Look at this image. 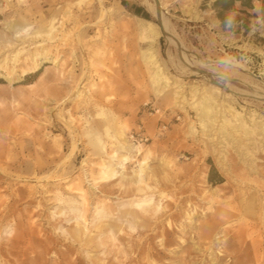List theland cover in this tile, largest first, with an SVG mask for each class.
<instances>
[{
    "label": "rangeland",
    "instance_id": "1",
    "mask_svg": "<svg viewBox=\"0 0 264 264\" xmlns=\"http://www.w3.org/2000/svg\"><path fill=\"white\" fill-rule=\"evenodd\" d=\"M156 1L0 0V264H264L262 0Z\"/></svg>",
    "mask_w": 264,
    "mask_h": 264
},
{
    "label": "bare ground",
    "instance_id": "2",
    "mask_svg": "<svg viewBox=\"0 0 264 264\" xmlns=\"http://www.w3.org/2000/svg\"><path fill=\"white\" fill-rule=\"evenodd\" d=\"M155 4L158 5V3H157L156 0H155ZM156 10H158V7L156 8ZM55 19H56V15L51 18V20L49 22V26H47L46 29L40 28V29L36 30V35L44 36V35L50 34L54 30V28H55V25H54ZM7 27L13 33V35H15V37L20 38V40H21L22 35H25L26 36V35H29V33H30V32H27L29 30L28 27L26 25H24V24L19 23V22H7ZM144 28H146V24L145 23H140V30H142ZM38 53L39 52H37V51L35 52L36 55ZM32 68L33 69H36L37 68V63H34ZM158 76L156 75V78H158ZM202 98H204V100L201 101L202 108H200V115L201 116H207V117L209 116V118H210L211 113H212V110H211L212 107H211V103H210L209 100L212 99V96L203 95ZM216 112H218V111H216ZM96 141H97V144L98 145L101 144V138L100 137H97ZM127 158H128V156H124L123 157V160H126ZM145 159H146V157L143 158V161ZM142 164H143V162H140L139 163V165H140L139 166V169L135 171V176H136L135 178H133L132 180H129L128 182H122L121 184L122 185L124 184L125 186L126 185H129V184H141L140 181L142 180L141 179V176H142V174H141L142 167L141 166H142ZM255 166L256 165L247 166V167H248V170L255 171L254 170L256 168ZM45 177H47V176H45ZM135 189L136 188H134V190ZM138 189H140V188H138ZM134 190H132V191H134ZM83 199L85 201H87V198L86 197H83ZM146 202L147 201H145V200L142 201V203H146ZM98 206H96V207H98ZM101 207L103 209L104 208V205H101ZM95 209H98V208H95ZM140 210L143 213L145 212L147 214V216L152 217V214H153L152 213V210H151V212L150 211L149 212L146 211L148 209H140ZM153 211L154 212L156 211V206L153 207ZM111 213H112V211L109 212V215ZM121 213L124 216L130 215L129 211H123ZM131 217H132L134 223L140 224L141 226L147 225V223L149 221L146 218L143 219V217H138V216H136V214H132V213H131ZM81 219H82L83 222H79V221L77 222V225L75 226V228H74V230L72 232V236H73V241L78 242L82 246H89V247L91 246L92 247L93 246L92 244H94L95 246H105L109 242H112V244L114 246L115 245L114 244V241L116 240L115 233L116 232L118 233V232H122L123 231L122 230V225H120V224H114L113 222H111V221L108 220L104 224L102 223L103 221H99L98 223H95L93 225L94 228H95V232L94 233H91V231L88 229V227L86 225V221H87L86 217L81 216ZM141 220L142 221H145V223L144 222H141ZM134 223H131L130 226H129V232H128L129 234H130V232L132 233L135 230ZM191 226H192V224H191ZM117 250H118L117 252H119V253L122 254L121 248H118ZM117 252H115V253L117 254ZM95 262L98 263V264H102V262L99 259H97Z\"/></svg>",
    "mask_w": 264,
    "mask_h": 264
},
{
    "label": "trees",
    "instance_id": "3",
    "mask_svg": "<svg viewBox=\"0 0 264 264\" xmlns=\"http://www.w3.org/2000/svg\"><path fill=\"white\" fill-rule=\"evenodd\" d=\"M252 1L253 0H215L213 6L220 16L223 11L233 9L236 2H239L241 6L251 8ZM260 18L264 20V0L261 1Z\"/></svg>",
    "mask_w": 264,
    "mask_h": 264
}]
</instances>
